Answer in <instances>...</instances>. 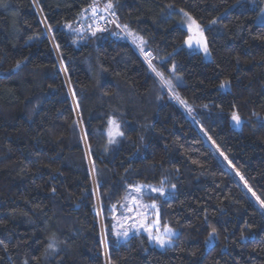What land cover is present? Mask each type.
<instances>
[{
  "label": "trees",
  "instance_id": "obj_1",
  "mask_svg": "<svg viewBox=\"0 0 264 264\" xmlns=\"http://www.w3.org/2000/svg\"><path fill=\"white\" fill-rule=\"evenodd\" d=\"M262 201L264 0H0V264H264Z\"/></svg>",
  "mask_w": 264,
  "mask_h": 264
},
{
  "label": "rangeland",
  "instance_id": "obj_2",
  "mask_svg": "<svg viewBox=\"0 0 264 264\" xmlns=\"http://www.w3.org/2000/svg\"><path fill=\"white\" fill-rule=\"evenodd\" d=\"M104 10L105 8H103L102 4H97L94 7L93 14L95 17H98L96 19L98 22L102 19L103 15L105 14ZM173 21L176 25L188 31V42L190 48L200 52L204 58H207L208 51L205 52L204 50L205 44L201 39V29L199 25L194 22L191 18L180 12L176 15V18ZM95 25L97 26L99 24L96 23ZM114 32L120 34L121 37H125V39H130L129 36L134 39L132 35H130L129 33H125L121 28L111 23V26L108 29V33ZM137 45V50H139L141 55L143 56L145 53H148V58L150 60L151 54L147 51L141 50L139 46L140 44ZM144 60L147 61L146 59ZM119 136L120 131L118 126L111 121L106 131L107 141L113 143ZM125 196V200L121 205L120 217L117 218L115 224L117 234L121 235L122 237H125L129 232H143L147 236V238H149V241L154 243L153 245L157 249H164L170 247L172 244V237L175 236V231H172L170 229H164L161 232L158 231L157 234H153L152 231H155L157 229V223H153L152 226H149L150 228L147 225L146 213L151 208L152 204L151 202L145 200V198L151 196V192L146 190L144 187L142 188V185H139L127 192ZM121 230L123 232H121ZM160 241H162L163 244H161Z\"/></svg>",
  "mask_w": 264,
  "mask_h": 264
},
{
  "label": "snow or ice",
  "instance_id": "obj_3",
  "mask_svg": "<svg viewBox=\"0 0 264 264\" xmlns=\"http://www.w3.org/2000/svg\"><path fill=\"white\" fill-rule=\"evenodd\" d=\"M108 7H109V8H111V7H112V4H111V3H109V4H108ZM204 50H205V52H207V48H206V47H205V49H204ZM222 87H223V85H222ZM233 119H234V120H236L237 122H239V117H238V116H236L235 114H233ZM261 203H262V204H264V201H262ZM214 231H215V230H214ZM160 243H161V244H163V242H162V241H160ZM50 246H51V245H50Z\"/></svg>",
  "mask_w": 264,
  "mask_h": 264
},
{
  "label": "built area",
  "instance_id": "obj_4",
  "mask_svg": "<svg viewBox=\"0 0 264 264\" xmlns=\"http://www.w3.org/2000/svg\"><path fill=\"white\" fill-rule=\"evenodd\" d=\"M144 56H145V57H147V58H145ZM143 58H144V59H146V60H147V62H148V61H149V58H148V53H145V54L143 55Z\"/></svg>",
  "mask_w": 264,
  "mask_h": 264
}]
</instances>
